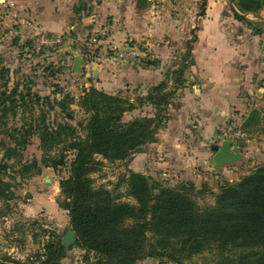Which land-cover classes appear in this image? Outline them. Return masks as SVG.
I'll use <instances>...</instances> for the list:
<instances>
[{"label": "trees", "instance_id": "16d2710c", "mask_svg": "<svg viewBox=\"0 0 264 264\" xmlns=\"http://www.w3.org/2000/svg\"><path fill=\"white\" fill-rule=\"evenodd\" d=\"M229 1L238 18L264 9V0ZM91 47L85 41L84 54L97 57L98 49ZM186 47L177 69L145 96L134 98L93 86L84 87L77 97L57 85L51 94L41 96L32 92L30 80L9 86L10 71L0 56V201L16 199L14 186L5 180L7 170L8 179L23 180L39 175L42 168L65 169L57 204L67 212L75 246L85 254L82 264H137L146 259L186 264L206 253L215 256L206 264H264V163L237 183L219 186L213 204L204 207L196 201L204 190L192 183L171 187L126 170L123 179L107 189L93 186L90 178L100 160L130 162L156 142L168 106L184 86L190 43ZM63 68L49 66L45 72L53 77ZM147 106L152 113L142 115ZM135 111L140 114L133 116ZM256 121L264 124V117L252 114L242 128L246 135L245 127ZM33 138L39 143V160L8 165L12 156L22 157ZM69 250L61 241H50L23 262L4 256L0 264H62Z\"/></svg>", "mask_w": 264, "mask_h": 264}, {"label": "crops", "instance_id": "0c3cea01", "mask_svg": "<svg viewBox=\"0 0 264 264\" xmlns=\"http://www.w3.org/2000/svg\"><path fill=\"white\" fill-rule=\"evenodd\" d=\"M3 2L2 6L8 8L16 4L14 11L19 13H14L22 18L21 27L38 26L68 39L62 59L72 75V65L77 59L83 61L79 75L85 73L84 42L102 29L114 40L128 36L146 39L173 36L183 44L190 43L184 86L178 89L173 103L168 106L156 142L133 155L130 169L171 187L185 182L205 191L216 181L211 191H217L216 186L223 176L209 163L211 146L218 144L217 127L242 129L252 114L264 117V60L260 54V44L264 41V9L238 18L229 0H159L163 13L153 17L152 12L139 9L135 0H30L23 3L24 6L12 0ZM174 9L176 13H171L172 16L169 12ZM102 47L98 51L104 52ZM146 48L150 57L159 61L168 56L166 46L146 41ZM178 49V54L184 52L183 47L178 46ZM106 54L93 66L91 80L84 87L93 86L110 94L128 91L145 96L149 88L162 82L173 69L163 61L149 67L142 65V60L120 63ZM143 112L142 115L151 114L152 107H144ZM139 114L140 111H135L133 116ZM245 128L249 136H259L258 140L263 137L262 122L259 127ZM55 179L52 171L42 179L45 188L30 189L31 196L23 215L52 219L55 225L46 220L48 225L64 229L65 234L70 227L69 218L57 205L60 189ZM137 264L154 263L146 259Z\"/></svg>", "mask_w": 264, "mask_h": 264}, {"label": "rangeland", "instance_id": "374dc122", "mask_svg": "<svg viewBox=\"0 0 264 264\" xmlns=\"http://www.w3.org/2000/svg\"><path fill=\"white\" fill-rule=\"evenodd\" d=\"M12 1L13 2L16 1L20 3L19 5L24 6L23 3L29 2L30 0H12ZM2 5H4V2L0 1V56L2 58V62H1L2 66H6L10 71L9 86H11L15 82H19V81L26 82L27 80H30L29 86L31 87L32 92L37 93L41 96H46L48 94H51V92H53L54 90L53 87L54 85L59 86L64 91L69 92L74 96L76 95L78 96L81 93V90L84 88L86 82L91 80V76L88 77L84 72L81 75H79V73H74V75H72L70 68L64 65V61L62 57L65 54V46L69 42L68 39L65 36H63L64 38L63 44L56 50H44L41 52V54H35L32 50L35 31L29 28L26 29L21 27L20 21L22 20V18L20 16L18 17V15L14 13V12L19 13V11L17 10L14 11L16 4H14V7H9V8L7 7V5L4 7ZM149 6L150 8H148ZM141 10L150 11L152 12L153 17H158L163 13L164 9L162 7V3L161 4L159 3V0H148L147 7ZM171 13L172 14L176 13L175 9L169 12V14ZM157 20H159L160 22V19ZM28 21L32 23L30 19H28ZM159 22L158 24H160ZM174 28L176 29V27ZM102 32H106L107 40L109 41V39H111L112 43L118 45L127 44L130 46H134L145 52H148L146 48V41L155 43V45L158 46H162V45L166 46L169 49L168 56L160 60L164 62L165 66H170V65L173 66L172 67L173 69L170 70L177 69L183 63L182 60L183 55L187 51V47H186L187 41L183 44L181 40H177L173 36L172 37L167 36L165 37V39L164 38L146 39V37L144 36L140 38H134L128 36V37H124L121 40H114L110 37V35L109 36L107 35V31L105 29H102L98 33H95L94 35H89V37L93 38L94 36H97L99 35V33ZM74 37H76L75 34ZM114 41H117L118 43ZM178 46L180 48L181 47L184 48L183 53L181 54L177 53L179 51ZM91 48H92L90 49L91 51L95 49V47L93 46ZM102 50H104V52L103 51L97 52L98 58H100L101 55L103 54L109 53L108 48L106 46H103ZM89 58L90 56H86L84 59H89ZM143 60H151L155 63L161 62L157 59L150 57L149 52L147 53V57L143 58ZM49 66L54 67L56 70L57 68H60L62 66L64 68L63 70H61L59 74L56 73L55 76L50 77L45 72L46 68H48ZM123 91H127V90H123ZM120 94L122 96H129L132 98H134V96L135 97L137 96L135 94L133 95V93H130L128 91L121 92ZM128 119H130V115L126 116V120ZM253 126L259 127L261 126V123L259 121H256L255 125ZM262 136L264 137V135ZM263 137L258 140L259 136L254 137V136H249V134H247L246 140H244L238 147L235 146L233 152L235 154L241 155V160L233 164L227 165L223 168L222 171L217 172L220 175L222 174L223 176L222 177L223 179L221 180L218 179L220 185L217 184L216 186L217 190L219 186L223 184L237 183L243 176L248 175L249 173L254 171L258 166L264 163ZM219 141L220 139H217L216 143L218 144L216 145H220L221 141L220 142ZM38 146H39L38 140L33 138L30 142V145L25 146L23 148L24 151H22V148L18 149L22 151L21 153L22 157L19 158L18 156L16 157L12 156L11 159L7 161L8 165H15L17 162L32 163L34 160H39L40 151L38 150ZM211 154L214 155L212 151ZM212 155H210L209 157L210 165L212 164L214 165ZM1 156L2 153L0 152V159ZM99 163L100 165H97L95 169L96 171L90 174V178L92 179L93 186L95 187H105L107 189H112L126 175V170H131L130 169L131 161L109 163L100 160ZM47 169H49V172L46 173L45 170ZM51 170L52 169L50 168H42L41 173L39 175H32L27 178H24L23 180L20 179L19 176H15L13 179H8L6 174H8L9 171L7 170V172L5 173V180L10 181L11 184L14 186V193L16 199L9 203H4L3 201H0V258L7 256L23 262L26 260L28 256L34 255L35 253L39 252L43 248V245L46 242L61 241L64 235V229L58 230V228H55L51 224L48 225V223L46 222V220H51V222H53L52 224L55 225L54 220L48 219L47 217L32 218V217H25L23 215L24 206L28 204V198H30L31 196L30 189H32L33 187L36 189V191H41L42 188H45L42 179L45 178L48 173L52 174L53 170L52 171ZM59 171L58 172L53 171L54 176L58 180V182L61 180L63 176H66L67 174V170L65 169H61V172ZM211 172H214V170ZM43 173L44 175H42ZM214 182L213 185L215 186L216 184ZM161 183L169 186V184H166L162 181ZM181 183H185V182H181ZM214 186L209 187V189L206 188L203 194H200L196 197V201L201 207L209 206L213 204L214 194L217 192V191L214 192L211 191V189H213ZM123 190L124 188L121 187L119 189V193H122ZM61 200L62 199L59 193V196L57 197L58 203ZM62 217L63 219L66 220V217L64 216ZM51 238L53 239L50 240ZM75 245L76 243L70 246L69 248H67L70 250L66 254L67 257L62 260V264H82L85 254ZM214 260H215V256L213 254L206 253L202 256L193 258L190 262H187L186 264H206ZM153 263L172 264V263H160L159 260H153Z\"/></svg>", "mask_w": 264, "mask_h": 264}, {"label": "built area", "instance_id": "2783aa9c", "mask_svg": "<svg viewBox=\"0 0 264 264\" xmlns=\"http://www.w3.org/2000/svg\"><path fill=\"white\" fill-rule=\"evenodd\" d=\"M27 25L29 29L35 31L32 45V50L35 54H41L44 50H56L63 44V36L50 34L38 26ZM106 37V32H102L93 38H87L86 41L91 46L95 47V49L106 45L109 56L120 63H135L147 57V52L134 46L127 44L118 45L111 42L107 43ZM260 54L264 60V41L260 44ZM98 59V57H90L89 59H86L84 71L88 77L92 74L93 66L98 64ZM216 131L218 133V138L221 141L231 142L232 149H234L235 146L238 147L244 140H246V134L241 128L218 126Z\"/></svg>", "mask_w": 264, "mask_h": 264}, {"label": "water", "instance_id": "95a60500", "mask_svg": "<svg viewBox=\"0 0 264 264\" xmlns=\"http://www.w3.org/2000/svg\"><path fill=\"white\" fill-rule=\"evenodd\" d=\"M4 1V0H0ZM136 5L139 9H145L148 5V0H135ZM83 67L82 60H75L72 65L73 73H81ZM211 151L214 153L213 155V163L215 170L220 172L227 165L233 164L241 160V155L235 154L232 149V144L229 141H222L220 145H212ZM76 243V236L73 230L68 227L64 236L61 239V244L65 248H69L70 246Z\"/></svg>", "mask_w": 264, "mask_h": 264}]
</instances>
